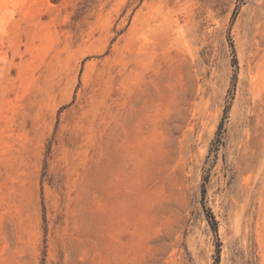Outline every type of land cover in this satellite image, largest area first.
<instances>
[{"label":"rangeland","instance_id":"rangeland-1","mask_svg":"<svg viewBox=\"0 0 264 264\" xmlns=\"http://www.w3.org/2000/svg\"><path fill=\"white\" fill-rule=\"evenodd\" d=\"M0 264H264V0H0Z\"/></svg>","mask_w":264,"mask_h":264},{"label":"bare ground","instance_id":"bare-ground-1","mask_svg":"<svg viewBox=\"0 0 264 264\" xmlns=\"http://www.w3.org/2000/svg\"><path fill=\"white\" fill-rule=\"evenodd\" d=\"M154 60V59H153ZM156 69V68H155Z\"/></svg>","mask_w":264,"mask_h":264}]
</instances>
